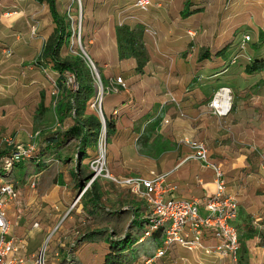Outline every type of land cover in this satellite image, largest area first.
<instances>
[{
	"label": "rangeland",
	"instance_id": "1",
	"mask_svg": "<svg viewBox=\"0 0 264 264\" xmlns=\"http://www.w3.org/2000/svg\"><path fill=\"white\" fill-rule=\"evenodd\" d=\"M65 1L63 15L72 21V36L66 40L61 54L68 57L77 55L86 57L87 54L94 61L96 69L87 64L96 85V93L91 100L90 107L99 113L104 125L99 134L97 145L85 150L87 153H81L84 142L79 138L60 145L51 141L59 132L67 130L74 123L75 111L65 117L64 120H59L57 100L63 105H71L72 94L78 90L79 83L74 75L69 72L59 75L53 70L48 60H43L44 45L47 41L43 37H47L49 31H45L43 28L41 30L40 27L45 21H50V18L44 14L42 17L32 19V8H36L32 5V0H2L0 15L3 17V21L8 23L11 19L17 18L18 20L16 26L18 40L14 57H6L2 52L4 48L13 44L14 38H16L14 32L11 35L3 30L4 40L0 43V185L4 182H12L16 186L17 196L8 204V210L12 214L10 219L12 228L17 221L19 224H15L16 227L22 226L20 223L24 221L25 223L28 222L27 228L29 230L37 228L35 236L32 234V237H36L38 243L31 244L29 252H27L29 239L26 238L25 256L27 257V264H35L36 256L44 249H46L48 264H106L107 255L111 256L112 259L109 264H141L144 259L155 256L161 248L162 240H154V233L151 236L144 235L145 231L149 229L145 224L146 218L150 215L149 207L146 211L138 198L139 196L134 194L122 181L128 177H137L134 173H141L139 177H144L143 175L146 176L147 173L150 176L164 174L156 171L155 163L160 155V148H167V146L162 141L158 144L156 140L152 143L143 144V137H146L145 139L148 141L152 137H158L157 139L161 137L153 122L147 124L144 136L138 137L136 145L129 147L113 143L112 132L109 137L105 125L104 101L109 93L114 92L104 94L101 103L97 99L100 91V80L97 73L104 89L109 82L107 83L103 70L92 56L87 45L85 34L86 0ZM256 3V0H242L238 9L243 14H249L255 10L254 7L256 6L254 5ZM231 4L230 1L228 6ZM257 5L261 8L262 3ZM123 7L127 10L121 11L118 7L115 8L117 20L122 23L128 20L124 19L128 14H141L148 18L151 11L138 9L134 2L131 4L124 2ZM43 19L44 22L41 24ZM33 24H37L38 34L31 38V26ZM238 27L232 21L228 26L222 27L226 29V39L222 43L221 41L218 42L222 36L218 38V34H216L213 37L212 32L206 43L214 45V48L217 44L223 45L224 42L227 46L230 45V49L226 51L224 58L228 62L231 58V62L236 59L237 63L242 65V62L250 61V56H247L246 52L254 50L258 45V39L253 29L248 25ZM215 28L222 30L221 26L213 24L211 30L214 31ZM74 29H81V40L73 37ZM187 35L190 37V34ZM245 35H253V37L251 36L252 40L246 44V49H242L241 45ZM197 36H195L194 44L199 43L195 42ZM261 36L264 35L261 34ZM10 39L12 41H9ZM261 39L262 37L259 41ZM35 61H39V63L37 64ZM41 61L45 62L46 70L41 66ZM211 65L213 66V64ZM258 77L255 78V81L251 80L253 82L245 79L244 84L247 85V89H250L246 98L249 99V104L253 103L248 107L253 108L256 105L260 112L264 110V79L259 80ZM122 78L126 83L124 76ZM224 80L225 76L220 75L218 79L216 78L215 83L220 86L225 82ZM56 85L61 89L58 96L52 94ZM220 88L222 87H219L212 98L208 99L210 106ZM172 98L171 101L174 103L179 117L184 120L188 119L190 114L186 108V98H176L177 102L173 101ZM112 116L116 121L120 116V110H114ZM259 116V120L264 121L262 112ZM251 132L250 141L253 144L249 148L252 151L254 170H256L260 182L257 181L254 184L255 187H251L250 182L246 186L251 187V192L257 196L256 201H253L254 209L257 211V209L264 208V126L259 124L257 129ZM182 136L177 137L178 142L191 148L184 141L195 139ZM103 144L104 154L101 150ZM124 149L128 150L125 154L128 157L126 160L124 158L114 159L109 154L110 150L117 154V150ZM18 152L24 154L21 160L22 166L17 165L18 162L14 160V154ZM42 169H45V172L39 175ZM96 173L99 176L93 184L89 185L91 183L90 178ZM32 174L38 178L39 189L44 190L49 187L50 191L48 192L52 197L55 194L53 192H55L56 185H59L58 191L61 194L71 192L72 195L67 200L68 204L64 203L65 206L70 207L69 211L63 214L65 209L58 211L54 206L51 207L55 203L63 202V200L55 199L58 198L57 196H54L55 198L51 201L43 200V198H39L41 201L35 199L37 185L30 188L22 183V180H26ZM110 175L120 182L114 181ZM100 179H107L113 185L109 188L110 197H106V193L101 190L100 199L97 200L95 194L100 191V187L95 182ZM165 185L168 189L170 188L167 182ZM59 192L56 194L61 195ZM28 196L29 200H26ZM32 200L33 202L30 203ZM19 201H21V205L18 204ZM28 203L32 205L28 206ZM36 203L39 205L36 206ZM81 205V212H78ZM55 211H57L56 213L59 212V215L62 213V215L56 221L53 220L54 223L51 227L45 225V218L47 217L45 212L52 215ZM248 218L249 220H247L246 213L239 217L240 222L237 227L240 233L241 248L236 263L174 244L166 255L155 258L153 264H264V220H256L255 213ZM41 222H44V225ZM36 223L38 226H35ZM251 230L255 235L252 238L248 237Z\"/></svg>",
	"mask_w": 264,
	"mask_h": 264
},
{
	"label": "crops",
	"instance_id": "2",
	"mask_svg": "<svg viewBox=\"0 0 264 264\" xmlns=\"http://www.w3.org/2000/svg\"><path fill=\"white\" fill-rule=\"evenodd\" d=\"M230 1L232 4L228 6ZM32 2V5L38 8V10L35 7L32 8V19L42 17L44 14L50 18V21L47 20L44 24H42L44 19L41 20L42 25L40 27L41 30L43 28L45 31H49V35L43 37L48 40L56 27L49 6L37 0H32ZM124 2L130 4L134 2L135 4L136 0H86L85 34L90 52L103 70L107 83L111 78L118 76H124L127 83V89H122L119 93H109L104 101V112L108 117H113L114 110H120V116L115 121V128L112 131L113 143L129 147L136 145L138 137L144 136L147 124L153 122L161 137L159 139L152 137L149 141L143 137L142 141L143 144L152 143L155 140L159 144L162 141L167 146V148H160V155L155 163L156 171L168 174L166 182L170 188L166 197L184 200L197 198L201 203V212L205 215L207 212L204 208V202L216 189L215 173L202 162L194 159L192 157L193 149L180 144L177 137L183 135L204 141L208 145L211 160L223 167L228 190L238 197L239 217L246 213L247 220H249L248 217L255 213L256 220H264V208L257 209V211L254 209L253 201H256L257 196L251 192V187H255L254 184L259 181V178L256 170H254L252 151L249 148L253 144L250 141L251 131L256 130L259 124L264 126V121L259 120V114L260 112L264 114V110L259 112L256 105L253 108L248 107L253 103L249 104L250 101L246 98L250 89H247V85L244 84L245 79L255 81L257 76H259V80L261 78L263 80L264 72L249 75L245 72V65L249 61L242 62L240 65L237 61L231 62L232 58L230 62L224 58L226 51L230 49V45L227 46L224 42L223 45L217 44L214 48V45L206 43L211 32L213 37L216 34H218V38L222 36V39L218 40L222 43L226 39V29L222 27L228 26L234 21L235 26L243 25L245 27L248 25L251 27L258 39V45L254 50L246 52L247 56H250L251 60L263 59L264 36L261 34L264 35V0H256L255 10L249 14H243L238 9L242 0H152V6L148 10H151L148 14L150 19L134 13L126 15L124 19L128 20L122 23L117 20L115 8L118 7L121 11L127 10L123 7ZM65 3V0H57L61 14L65 10ZM259 3H262L261 8L257 5ZM184 9L190 11V15L185 18L182 16ZM3 20L0 15V43L4 40L3 30L11 35L14 32L16 38L10 47L15 53L18 40V29L16 28L18 20L17 18L11 19L8 23ZM122 24L131 27H135L137 24L145 26L144 40L150 60L144 72L137 70L136 58H120L117 27ZM213 24L221 26L222 30L215 28L212 31ZM187 34H190V37ZM197 34L199 35L197 36ZM195 36H197L195 42H199L196 43L197 45L194 44ZM251 36L253 37V35ZM261 37L262 39L259 41ZM205 53L209 54L208 58H203ZM220 75L225 76V82L217 86L215 80ZM223 86L231 89L234 105L227 116L220 117L214 112L208 103V99L212 98L214 92ZM171 96L177 99L186 98V108L190 114L188 119L184 120L179 117L175 105L171 101ZM238 100L242 102L240 103ZM167 119L169 122H166ZM127 151L126 149L117 150V154H115L110 150L109 154L114 159L124 158L126 160L128 158L125 156ZM44 165L47 167L46 164ZM49 167L51 168V166ZM45 169H42L39 175L45 172ZM134 174L141 176V173ZM143 176L153 177L155 174L150 176L147 173L146 176ZM33 180H36L38 187V178L33 174L29 175L26 180H22V183L31 188ZM249 182L251 187L246 186ZM95 184L100 187V191L96 192L97 195L95 194L97 200L100 199L101 190L106 193V197H110L109 188L112 187V182L107 179H100ZM58 188L59 185L54 188V196L58 197L55 198L49 195V187L44 190L38 187V189L36 188L35 199L43 198V200L51 201L55 198L63 200V202L55 203L51 207L54 206L58 211L65 209L62 212L64 214L70 208L64 203L68 204L67 200L72 193L63 192L61 194ZM171 188L174 189L171 190ZM57 192L61 195L56 194ZM138 198L148 211L145 199ZM26 200H29V196ZM32 202L33 200L30 203ZM30 203L28 206L32 205ZM37 205L39 204L36 203ZM81 209L82 205L78 212H81ZM56 212L52 215L45 212L47 215L45 225L51 227L54 223L53 220L56 221L62 215V213L59 215V212ZM8 215L11 219L12 214L9 210ZM239 217L236 222L237 225L240 222ZM27 223L22 221L20 223L22 226L16 227L15 224H19L17 221L14 224L15 228H12L11 235L25 240L28 238L27 252H29V246L37 244L38 239L32 237V234H36L37 228L29 230ZM41 223L44 225V222Z\"/></svg>",
	"mask_w": 264,
	"mask_h": 264
},
{
	"label": "built area",
	"instance_id": "3",
	"mask_svg": "<svg viewBox=\"0 0 264 264\" xmlns=\"http://www.w3.org/2000/svg\"><path fill=\"white\" fill-rule=\"evenodd\" d=\"M135 6L140 10L147 11L152 6V0H136ZM37 34L38 26L33 24L31 37L34 38ZM190 34L193 35L192 32ZM81 36V29H74L73 37L81 40ZM251 40V35H245L241 45L242 49H246V44ZM3 54L6 57H12L14 50L12 47H6L3 49ZM82 57L88 65L95 68V63L89 55L86 54V57ZM233 62H236V59ZM35 63L38 64L39 61H35ZM44 64L41 63V66L46 70ZM97 75L100 80L97 99L100 103L104 94L126 89V83L121 76L111 78L104 89L100 76L98 73ZM59 91L60 89L56 85L52 94L58 96ZM172 99L177 102L175 97ZM211 107L218 116H227L232 110L230 89L220 88L211 102ZM184 143L193 149L192 157L194 159L202 162L215 173V192L208 196L204 202L207 214H202L201 203L197 198L192 200L167 198L166 194L169 189L165 185L166 174L154 177H128L122 181L134 194L145 199L149 207L150 215L145 222L149 229L145 231L144 235L151 236L153 233L161 232V248L154 257L144 259L141 264H153L155 258L166 255L174 244L236 263L241 248L240 233L236 224L240 213L237 196L228 190L223 167L211 160L208 145L200 140H186ZM23 155L19 152L15 153L14 160H22ZM98 176L99 174H94L90 178L89 185L93 184ZM112 178L114 181L120 182L115 177ZM36 185L37 182L33 180L31 187L34 188ZM173 189L171 188V190ZM16 196L17 191L14 183L4 182L0 185V264H27L25 256L27 241L11 235L12 221L8 215V204ZM35 226H38V223ZM35 264H48L46 249L36 256Z\"/></svg>",
	"mask_w": 264,
	"mask_h": 264
},
{
	"label": "trees",
	"instance_id": "4",
	"mask_svg": "<svg viewBox=\"0 0 264 264\" xmlns=\"http://www.w3.org/2000/svg\"><path fill=\"white\" fill-rule=\"evenodd\" d=\"M48 4L53 21L55 23V30L47 40L44 50L43 59L50 61L53 70L59 75H64L66 72L73 74L79 83L77 91L72 94L71 105H63L57 100V111L59 113V120H64L69 114L75 111L73 117L74 123L65 131L59 132L56 137L51 139L57 145L66 143L72 139H81L84 142L81 153H87L85 150L92 148L98 143L99 134L103 128L104 122L99 113L91 109V100L96 93V85L94 83L93 75L87 67V62L82 56H63L61 50L66 40L72 36V21L59 12L57 0H37ZM190 15L189 9L182 11V16L188 17ZM145 26L137 24L131 27L127 24H122L117 27V38L119 55L121 59L136 58L137 70L144 72L146 65L150 60V56L145 45ZM209 54L205 53L203 58H208ZM41 63H45L41 61ZM40 63V64H41ZM245 72L249 75L264 72V58H256L250 60L245 65ZM59 87V86H58ZM60 89V87H59ZM61 90V89H60ZM106 127L110 137L111 132L115 128V121L113 117H108L106 114ZM2 154V153H1ZM17 165H21L20 161ZM96 197V195H95ZM253 230L250 231L248 237H254ZM160 232L153 235V239L160 241ZM107 263L111 262V256L107 255Z\"/></svg>",
	"mask_w": 264,
	"mask_h": 264
},
{
	"label": "bare ground",
	"instance_id": "5",
	"mask_svg": "<svg viewBox=\"0 0 264 264\" xmlns=\"http://www.w3.org/2000/svg\"><path fill=\"white\" fill-rule=\"evenodd\" d=\"M103 147H104V144L102 145V147H101V150L103 151V154H104V150H103ZM101 171V170H100Z\"/></svg>",
	"mask_w": 264,
	"mask_h": 264
}]
</instances>
